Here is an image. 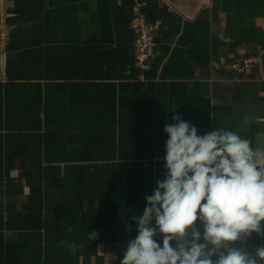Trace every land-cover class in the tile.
Wrapping results in <instances>:
<instances>
[{
    "label": "crops",
    "instance_id": "0c3cea01",
    "mask_svg": "<svg viewBox=\"0 0 264 264\" xmlns=\"http://www.w3.org/2000/svg\"><path fill=\"white\" fill-rule=\"evenodd\" d=\"M262 49L264 0H0V264H120L173 115L264 149V75L215 66Z\"/></svg>",
    "mask_w": 264,
    "mask_h": 264
},
{
    "label": "clouds",
    "instance_id": "9594fccd",
    "mask_svg": "<svg viewBox=\"0 0 264 264\" xmlns=\"http://www.w3.org/2000/svg\"><path fill=\"white\" fill-rule=\"evenodd\" d=\"M172 120L163 129L165 175L132 217L137 234L120 264H260L264 243L246 239L264 237V149L239 131L198 135L181 115Z\"/></svg>",
    "mask_w": 264,
    "mask_h": 264
},
{
    "label": "built area",
    "instance_id": "2783aa9c",
    "mask_svg": "<svg viewBox=\"0 0 264 264\" xmlns=\"http://www.w3.org/2000/svg\"><path fill=\"white\" fill-rule=\"evenodd\" d=\"M134 27L136 31L133 42L135 63L137 66L145 68L155 56L156 37L145 16L139 17ZM215 66L222 72L255 70L260 75H264V49L236 60L222 56L215 62Z\"/></svg>",
    "mask_w": 264,
    "mask_h": 264
}]
</instances>
